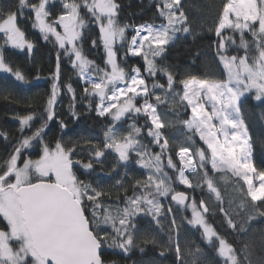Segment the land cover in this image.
Wrapping results in <instances>:
<instances>
[{
  "label": "snow or ice",
  "instance_id": "6c2138e0",
  "mask_svg": "<svg viewBox=\"0 0 264 264\" xmlns=\"http://www.w3.org/2000/svg\"><path fill=\"white\" fill-rule=\"evenodd\" d=\"M50 0H18L16 10L0 9V33L4 43L0 44V72L10 74L17 81L27 83L24 73L5 59V47L32 51L33 44L25 39V33L18 26L19 17L28 9L33 14L32 26L39 30L47 41L54 37L62 51L57 53L56 72L52 76L51 93L47 98L42 123L30 136H22L14 146L13 153L0 163V218L4 227L0 228V264H107L104 259L105 246L116 248L127 254L136 241L129 231V218L139 213L152 216L154 220L162 215L160 197H168L177 205L185 206L189 199L183 191L173 188V180L187 188L206 185L210 194L220 200L217 179L210 173L231 172L247 185L246 195L252 202L264 201V171H257L250 157L248 130L240 119L241 97L252 93L256 101L264 103V0H226L218 17L215 33L217 55L227 74V80L198 79L189 77L179 81L182 95L173 85L174 76L166 69L158 67L156 57L161 56L165 47L175 39L178 31L188 32V27L178 28L186 22L180 10L181 0H163L159 6L160 16L166 25L145 23L132 26L134 35L129 40L126 32L128 24L119 21L118 0H60L61 14L53 19L47 7ZM177 13H179L177 15ZM90 17V19H89ZM94 24L98 28V40L92 39L93 48L102 45L105 53V67L89 60L83 49V29ZM58 28L63 31H58ZM225 29L239 33V46L244 55L229 56L225 40L235 44L232 36L222 35ZM245 33L251 40L249 41ZM80 42V43H77ZM119 42L125 49V56H141L149 76L157 72L167 77L165 97L155 96L157 104L149 102L150 91L139 68H132L128 75L118 63ZM67 57L74 69H78L84 82V94L98 97L97 115L109 116L111 126L105 129L102 147L99 145L86 150L95 160L87 163L75 158L76 145L66 146L57 141L54 147L43 144L38 158L32 159L25 151L33 146V141L41 143L48 122L55 119L59 84L60 58ZM110 69V70H109ZM122 85V86H121ZM75 101V89L71 83L64 85ZM152 88L165 86L154 82ZM173 93V102L178 96L191 108L192 118L184 121L191 144L181 145L176 152L180 166L169 154V141L163 138L162 129L166 124L157 110V105L168 100L167 93ZM143 97V103L137 102ZM107 102V103H106ZM210 108L206 106V103ZM73 105H70V110ZM128 113L142 114L151 122L147 135L151 142L159 146L160 152L151 153L147 145L137 137L141 128L129 125L127 134L119 132L116 125ZM21 133L31 128L35 114L19 117ZM61 127H64L61 122ZM0 135L7 138L6 133ZM199 136L203 145L195 146ZM163 141V142H161ZM206 146V147H205ZM106 150L114 152L119 162L127 164L130 154L139 158L137 163L147 169V179L136 180L133 195L125 196L124 207L106 203L103 190L80 180L77 167L92 169L93 163H103L101 157ZM166 167L178 176L172 177L164 171ZM196 178L195 184L185 173ZM251 174L260 183L256 186ZM123 186V181L117 179ZM127 191V189H125ZM138 193V194H137ZM192 218L188 221L193 227L203 228V235L211 243L215 237L219 241V254L225 264H241L233 247L205 221L203 213L209 212L204 200L191 202ZM203 209V213L200 211ZM172 209L169 207L168 212ZM264 214V213H262ZM157 223L159 221L157 220ZM173 224L175 221L173 220ZM229 224L233 227L232 221ZM154 243L146 239L144 243ZM143 251V248H141ZM181 249L176 247L177 257ZM250 252L246 251L247 260ZM163 255V252H161Z\"/></svg>",
  "mask_w": 264,
  "mask_h": 264
},
{
  "label": "trees",
  "instance_id": "16d2710c",
  "mask_svg": "<svg viewBox=\"0 0 264 264\" xmlns=\"http://www.w3.org/2000/svg\"><path fill=\"white\" fill-rule=\"evenodd\" d=\"M118 2L120 4L119 21L129 25L126 32L129 40L133 35L132 26L145 23L157 26L167 24L159 13V6H162L163 0H118ZM225 2L226 0H181L180 10L184 12L187 19L185 24L177 25V27L186 26L189 31L176 32L175 39L156 59L158 67L166 68L174 76L176 83L173 87L181 95L183 86L179 81L189 77L226 81L227 74L217 55V42L220 37H217L215 33L219 22L218 17ZM17 4L18 0H0V9L16 10ZM47 7L51 11L50 20L64 11L60 0H50ZM33 19V14L25 9L24 14L18 20V26L25 33V38L33 44L32 51H21L11 46H6L4 49L5 59L24 73L27 83L17 81L10 74L0 73V133L7 134V138L0 135V163L13 153L14 146L22 136H30L43 122L41 116L51 93L52 76L57 66V53L62 51L56 45L54 37L46 41L39 30L32 26ZM58 31L63 30L58 28ZM82 31L83 49L87 58L104 68L106 57L102 45L93 48L91 44L92 39L98 40V28L91 24ZM222 35L232 36L236 41L233 44L225 40L229 56L244 55V49L239 46L238 32L228 29L223 31ZM245 36L249 41L251 40L247 33ZM3 43V35H0V44ZM126 46L125 44L121 47V44H117L115 48L119 50L118 63H121L128 75L133 74L132 68H139L149 85L156 81L164 86L167 85V77L163 73L157 72L156 76L152 77L144 71L145 62L141 56H125ZM68 83H71L75 89V101L72 99V93L64 87ZM59 84L61 90L58 95L55 119L48 122L43 133V141L41 143L33 141V146L25 151V156L30 154L32 159L38 158L43 144L54 147L58 140L62 141L64 136L74 134L81 125L92 133H100L103 128L111 126L109 116L97 115L95 109L99 103L98 97H88L84 94V82L79 77L78 69H74L64 56L60 58ZM70 105H73L71 110ZM157 106L161 112L166 113L175 121L162 129V132L170 144L169 154L177 164L176 152L179 147L191 143L188 141V143L175 142L172 139L173 134L176 129L184 135L188 134L184 121L190 119L191 110L186 106V102H180L178 96L174 103L165 102ZM240 113L250 137L252 163L258 172L264 171V103L256 101L252 93H247L241 98ZM27 114H35V119L31 122L32 127L25 128L21 133L19 117ZM132 119L141 128L142 142L147 145L151 153H158V147L152 145L147 135L151 127L150 120L143 115H134ZM61 122L64 127H61ZM126 122V119H122L119 125L125 128ZM196 142L200 146L203 145L197 137ZM93 146V144H88L77 148L75 158L84 163L89 160L94 161V157L86 150H82ZM130 156L131 159H136L135 155L130 154ZM164 162L166 163V157ZM177 168H179L178 164ZM76 171L80 180L91 185L95 177L114 175V172L108 171L95 162L92 169L78 166ZM164 171L169 176H178V171L174 172L167 168L166 164ZM186 175L195 184L196 178ZM210 175L219 177L216 183L220 191V200L216 199L215 194L208 192L206 185L187 188L174 179L173 188L185 192L189 197L188 201L195 199L197 205L201 200L206 202L209 207V212L205 214L207 222L233 247L241 264H264V214H262L264 213V201L252 202L251 198L246 195L247 185L230 172L210 173ZM133 188L134 185L126 193L107 194L102 199L111 204L113 208H123L124 198L133 195ZM160 202L165 204V207H162V215L156 220L145 213L129 218V231L133 234L137 245L130 252L125 254L119 249L105 246L103 251L107 264H225V259L218 251L219 241L214 237L210 243L200 227H193L188 222L192 218V211L187 203L185 206L177 205L171 200V194L168 197H160ZM169 207L172 209L171 212H168ZM229 220L235 227L229 224ZM3 227L4 222L0 218V228ZM146 239L155 242L144 243ZM177 245L181 249L179 258L176 253ZM246 251L251 253L247 260L244 259Z\"/></svg>",
  "mask_w": 264,
  "mask_h": 264
},
{
  "label": "rangeland",
  "instance_id": "374dc122",
  "mask_svg": "<svg viewBox=\"0 0 264 264\" xmlns=\"http://www.w3.org/2000/svg\"><path fill=\"white\" fill-rule=\"evenodd\" d=\"M225 30H228V29H225ZM0 35H3V34L0 33ZM133 35H134V32H133ZM117 44H120V43L117 42L116 45ZM25 50H27V49L25 48L24 50H21V51H25ZM130 56H132V55H130ZM132 57H135V56H132ZM157 58L158 57H156V59ZM0 73H2V72H0ZM141 76H143V75L141 74ZM226 80H227V78H226ZM19 82H21V81H19ZM145 82H146V85L148 86L149 91H150L149 102L150 103H153V104H157V102L155 100V96L154 95H151V93L154 92L155 95H160L162 98H164L165 97V89H166L167 85L165 86L164 89H162V88H155V89H153L152 88V84L153 83L149 85L147 83L146 79H145ZM156 82H158V81H156ZM21 83H24V82H21ZM167 97H168V100H167L168 103L173 102V99H172L173 98V93L172 94H171V92L167 93ZM175 101H176V98H175ZM137 102L140 103V104H142L143 103V97H138L137 98ZM205 103H206V106L210 108V105H208L207 102H205ZM157 110L160 113L162 119L164 120V122L166 124L165 127H167L171 123H174L175 122L173 119H171V117H168V115L166 113L161 112L159 110L158 106H157ZM190 110H191V108H190ZM134 115H142V114H134V113H128V114H126L125 117L123 118V119H126L127 120L126 125H125V128L123 126L119 125V123L116 125L117 129L119 130V132H121V133H123V134L126 135L127 132L129 131V125L135 124L137 126L135 120L132 119V116H134ZM191 118H192V113H191L190 119ZM240 119H242L241 113H240ZM177 122L180 123L179 121H177ZM104 132H105V129L103 128L100 133H92V132L88 131L84 126L81 125V126L78 127V129L76 130V132L74 134H72L70 136H64L62 138V141L61 142L63 144H65L66 146H68V145H76L77 148L83 147V146L88 145V144H93L94 146L99 145V146L102 147L103 140H104ZM188 135H191V133H188V134L184 135L179 129H176L175 132H174V134H173V138L172 139L175 142H178V143L183 142V141L186 142V143H188V142L189 143H192L191 141H188L187 140V136ZM196 137H197V139H199V136H196ZM196 137L194 138L195 139V146L199 147L200 145L197 144ZM148 138L150 140L152 139L149 136H148ZM163 138L168 140V138L165 136L164 133H163ZM137 139H139L142 142L140 135L137 137ZM161 142H163V141H161ZM152 145L154 147H158L159 152H160L159 146H157L154 143H152ZM249 145H250V153H251L249 159L252 161V159H251L252 158V148H251L250 139H249ZM169 148H170V144H169ZM131 155H135V153H132ZM138 159L139 158L137 156H136V159H131V156H130L129 162L127 164H125L124 162H119L118 161V157H117V155L114 152H112L111 150H106L105 156L104 157H101V160L103 161V163H99V164H101L108 171L114 172V175L113 176H110L109 174H107L106 176H98V177H95V178L92 179V186L103 190L107 194L126 193L133 185H135L136 180L144 181V180L147 179V169H144V168L140 167V165L137 163V160ZM176 160L178 162L177 164H178V167H179V163H180L179 162V158L176 157ZM163 163L166 164L164 161H163ZM251 175L253 177L254 184L256 186H258L259 183H260L259 179L258 178H255V174H251ZM117 179L123 181V186H121V185H119V184L116 183ZM125 189H127V191H125ZM191 202H192V200L188 201L187 206L192 211ZM161 204H162L163 207H165V204H163V203H161ZM200 211L203 213V209H200ZM139 214H143V212L142 213H139ZM205 214L206 213H203L204 218H205V221L207 222V218H206ZM208 224L213 228V226L210 223H208ZM201 229L203 230V228H201ZM218 236L220 238H222L220 235H218ZM237 258H238V255H237ZM238 261H239V258H238Z\"/></svg>",
  "mask_w": 264,
  "mask_h": 264
},
{
  "label": "built area",
  "instance_id": "2783aa9c",
  "mask_svg": "<svg viewBox=\"0 0 264 264\" xmlns=\"http://www.w3.org/2000/svg\"><path fill=\"white\" fill-rule=\"evenodd\" d=\"M180 164V163H179ZM186 173H188V172H186Z\"/></svg>",
  "mask_w": 264,
  "mask_h": 264
},
{
  "label": "water",
  "instance_id": "95a60500",
  "mask_svg": "<svg viewBox=\"0 0 264 264\" xmlns=\"http://www.w3.org/2000/svg\"><path fill=\"white\" fill-rule=\"evenodd\" d=\"M188 201V200H187ZM187 201H186V203H187Z\"/></svg>",
  "mask_w": 264,
  "mask_h": 264
}]
</instances>
